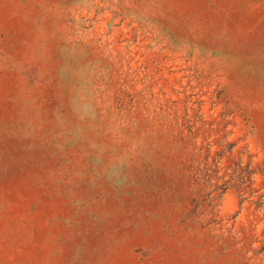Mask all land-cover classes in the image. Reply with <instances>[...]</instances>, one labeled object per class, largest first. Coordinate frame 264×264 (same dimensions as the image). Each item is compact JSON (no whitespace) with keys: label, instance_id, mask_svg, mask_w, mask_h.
Returning a JSON list of instances; mask_svg holds the SVG:
<instances>
[{"label":"rangeland","instance_id":"1","mask_svg":"<svg viewBox=\"0 0 264 264\" xmlns=\"http://www.w3.org/2000/svg\"><path fill=\"white\" fill-rule=\"evenodd\" d=\"M0 264H264V0H0Z\"/></svg>","mask_w":264,"mask_h":264}]
</instances>
